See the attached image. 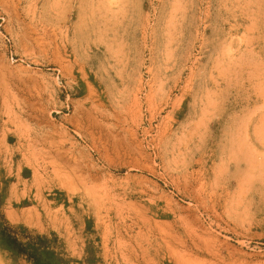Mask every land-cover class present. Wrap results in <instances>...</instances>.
I'll return each instance as SVG.
<instances>
[{
  "label": "rangeland",
  "instance_id": "obj_1",
  "mask_svg": "<svg viewBox=\"0 0 264 264\" xmlns=\"http://www.w3.org/2000/svg\"><path fill=\"white\" fill-rule=\"evenodd\" d=\"M0 224L68 264H264V0H0Z\"/></svg>",
  "mask_w": 264,
  "mask_h": 264
},
{
  "label": "trees",
  "instance_id": "obj_2",
  "mask_svg": "<svg viewBox=\"0 0 264 264\" xmlns=\"http://www.w3.org/2000/svg\"><path fill=\"white\" fill-rule=\"evenodd\" d=\"M0 249L16 257L24 258L29 264H68L43 236L29 237L11 232L10 228L0 224Z\"/></svg>",
  "mask_w": 264,
  "mask_h": 264
},
{
  "label": "bare ground",
  "instance_id": "obj_3",
  "mask_svg": "<svg viewBox=\"0 0 264 264\" xmlns=\"http://www.w3.org/2000/svg\"><path fill=\"white\" fill-rule=\"evenodd\" d=\"M175 261V260H174ZM186 261V260H185ZM174 263V262H173Z\"/></svg>",
  "mask_w": 264,
  "mask_h": 264
}]
</instances>
